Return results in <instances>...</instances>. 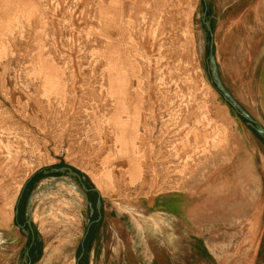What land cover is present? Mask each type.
<instances>
[{
  "label": "rangeland",
  "instance_id": "rangeland-1",
  "mask_svg": "<svg viewBox=\"0 0 264 264\" xmlns=\"http://www.w3.org/2000/svg\"><path fill=\"white\" fill-rule=\"evenodd\" d=\"M204 1L0 0V264H30L31 192L57 177L80 189L36 175L56 167L97 196L87 204L58 183L32 197L31 264H264L263 188L246 193L238 220L203 227V160L227 133L208 113L223 99L201 9L234 100L253 51L250 2Z\"/></svg>",
  "mask_w": 264,
  "mask_h": 264
},
{
  "label": "crops",
  "instance_id": "crops-1",
  "mask_svg": "<svg viewBox=\"0 0 264 264\" xmlns=\"http://www.w3.org/2000/svg\"><path fill=\"white\" fill-rule=\"evenodd\" d=\"M223 1L226 4L223 8L227 10L241 0ZM248 1L251 4L249 12L253 15L249 39L253 46L248 68L250 85L248 92L235 101L264 128V0ZM208 113L210 119L225 130L227 140L222 151L203 160V227L205 225L206 233L212 226L226 227L235 218L238 220L240 207L249 206L246 193L264 189V140L223 100L211 102ZM148 207L156 208L157 204ZM14 219L11 218L10 223ZM0 238H3L2 233ZM203 245L211 255L204 241Z\"/></svg>",
  "mask_w": 264,
  "mask_h": 264
},
{
  "label": "water",
  "instance_id": "water-1",
  "mask_svg": "<svg viewBox=\"0 0 264 264\" xmlns=\"http://www.w3.org/2000/svg\"><path fill=\"white\" fill-rule=\"evenodd\" d=\"M203 5L205 6V1L201 0ZM201 22L203 24L204 29L202 30V42L204 47L208 46L209 48V55L207 57L208 62L210 64V69H209V76H210V84L214 86L215 90L219 93V95L222 97L223 101L241 118L245 121L247 127L252 130L259 138L264 140V128L258 126L250 117L249 115L245 112V110L232 98V96L229 94L227 89L224 87L219 73L217 69V64L215 61V57L212 54V44L207 42V37H211V27H210V21L206 17L205 13V8L203 7L201 9V14H200ZM44 176L48 175H64L69 178L76 179L79 182H83L84 178H80L77 173L73 172L70 168H58V169H51L49 171H44L43 172ZM58 183H63L67 185L69 188L77 192L82 196L84 201L88 203V198L86 195V189L84 185L80 186V189L75 188L69 181H67L65 178L62 177H57L53 179V182L44 188H37L33 192L30 193L27 201H26V211H25V216L26 220L24 222V227L27 228L28 232L31 233V214H32V207H31V200L32 197L39 194L41 191H48L51 190L56 184ZM93 192L97 193L96 189L92 190ZM90 206V205H89ZM101 208V201L97 200L95 204V210L97 213H99ZM18 211L16 210L14 212V216L17 217ZM18 228H22V226H18ZM29 257V248L25 249L24 252V258Z\"/></svg>",
  "mask_w": 264,
  "mask_h": 264
},
{
  "label": "trees",
  "instance_id": "trees-1",
  "mask_svg": "<svg viewBox=\"0 0 264 264\" xmlns=\"http://www.w3.org/2000/svg\"><path fill=\"white\" fill-rule=\"evenodd\" d=\"M58 168H60V167H58ZM57 167L56 168H54V169H58ZM73 172H75V173H77L78 174V176L80 177V178H84L81 174H79L78 172H76V171H74V170H72ZM42 175V176H44L43 175V172H39V173H37L36 175ZM84 185H85V189H87L88 191H90L91 193H93V194H95L96 196H97V193H95V192H93L92 190H93V188L90 186V184L87 182V180L84 178ZM98 200V199H97ZM96 200V201H97ZM88 201L90 202V199L88 198ZM96 201H95V203H94V206H95V204H96ZM98 215L100 216V212L98 213ZM28 248H29V263L31 264V263H33L34 261H37L38 259H39V257H40V245H39V243L36 241V238H35V236H34V232L32 231L31 232V236H30V242H29V244H28ZM83 249V248H82ZM33 254H34V256H33ZM33 256V257H32ZM31 257L32 258H34L35 260L34 261H31ZM81 260H83V263H85L84 262V258H82Z\"/></svg>",
  "mask_w": 264,
  "mask_h": 264
},
{
  "label": "flooded vegetation",
  "instance_id": "flooded-vegetation-1",
  "mask_svg": "<svg viewBox=\"0 0 264 264\" xmlns=\"http://www.w3.org/2000/svg\"><path fill=\"white\" fill-rule=\"evenodd\" d=\"M202 27H203V24H202ZM203 29H204V27H203ZM206 48H208V46H206ZM82 183H83V182H81V185H83ZM84 186H85V185H84ZM86 195H87V198L91 195V192L88 191L87 189H86Z\"/></svg>",
  "mask_w": 264,
  "mask_h": 264
}]
</instances>
